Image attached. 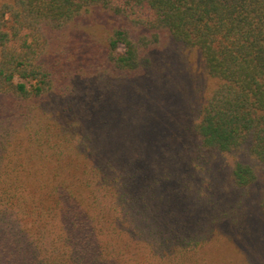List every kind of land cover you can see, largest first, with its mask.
<instances>
[{"label": "trees", "instance_id": "obj_1", "mask_svg": "<svg viewBox=\"0 0 264 264\" xmlns=\"http://www.w3.org/2000/svg\"><path fill=\"white\" fill-rule=\"evenodd\" d=\"M174 52L189 115L149 86ZM254 213L264 0H0V264H231Z\"/></svg>", "mask_w": 264, "mask_h": 264}, {"label": "rangeland", "instance_id": "obj_2", "mask_svg": "<svg viewBox=\"0 0 264 264\" xmlns=\"http://www.w3.org/2000/svg\"><path fill=\"white\" fill-rule=\"evenodd\" d=\"M101 20V22H104L106 17H102ZM97 22L94 20L92 27L97 36L101 37L103 30L98 28ZM172 55L174 65L166 71V74L160 76L159 80L149 86L162 99L161 103L164 106V102L167 101L169 102V107L175 104L176 115L180 116L182 113L188 112L192 103H197L198 96L204 92L206 86L212 83V79L204 72L202 62L196 52H190L185 57H182L183 60H181V54L178 52H174ZM174 71H177V73ZM160 108V105L157 106L156 103H150L149 116L157 113L156 111L160 110ZM162 116L163 113L159 115V118ZM249 222L252 225L250 227L252 232L248 238H243L242 241L239 238L224 241L219 250L215 252H212L215 248L214 245L207 248L211 261H216L215 258H222L230 260L231 264H245L244 259L247 257L250 258L253 264L264 262V220L254 213L250 215Z\"/></svg>", "mask_w": 264, "mask_h": 264}]
</instances>
